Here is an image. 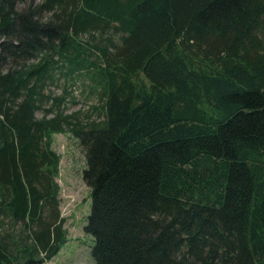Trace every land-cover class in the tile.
<instances>
[{
	"label": "trees",
	"instance_id": "16d2710c",
	"mask_svg": "<svg viewBox=\"0 0 264 264\" xmlns=\"http://www.w3.org/2000/svg\"><path fill=\"white\" fill-rule=\"evenodd\" d=\"M61 75L98 103L65 112ZM58 132L89 264H264V0H0V264L65 241Z\"/></svg>",
	"mask_w": 264,
	"mask_h": 264
},
{
	"label": "rangeland",
	"instance_id": "374dc122",
	"mask_svg": "<svg viewBox=\"0 0 264 264\" xmlns=\"http://www.w3.org/2000/svg\"><path fill=\"white\" fill-rule=\"evenodd\" d=\"M63 88H66L70 93L67 97L68 104L65 112L90 111L98 103L97 93L89 89V81L83 75L75 79L70 76L67 78L59 76L51 89L57 94ZM36 114L40 115L38 111ZM51 145L60 157L59 172L54 180L58 186L57 216L63 219L61 232H64L65 241L59 250L51 256V259L43 261L42 264H89L92 261L89 252L92 237L83 230V226L87 221L86 214L90 208V194H88V187L81 178L85 156L75 138L67 132L51 134ZM56 219L53 218L55 222ZM6 222L7 230L12 228L13 222L10 220H6Z\"/></svg>",
	"mask_w": 264,
	"mask_h": 264
}]
</instances>
